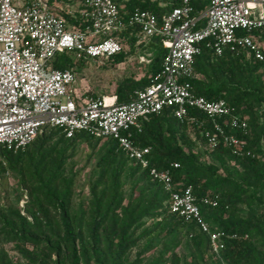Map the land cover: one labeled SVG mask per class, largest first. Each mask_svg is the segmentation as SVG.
Listing matches in <instances>:
<instances>
[{
  "label": "trees",
  "instance_id": "obj_1",
  "mask_svg": "<svg viewBox=\"0 0 264 264\" xmlns=\"http://www.w3.org/2000/svg\"><path fill=\"white\" fill-rule=\"evenodd\" d=\"M114 1L122 26L112 34L124 51L104 58L105 63L119 64L136 51L149 52L141 76L115 83L111 94L123 102L149 82L166 52L158 36L136 44L137 27L127 24L128 14L139 7L160 17L178 1ZM208 2L193 0L194 13H201ZM54 10L67 26L84 29L77 10ZM254 34L264 42V32ZM88 61L61 53L53 63L76 71ZM193 70L189 82L195 94L224 98L245 118L246 131L238 129L234 135L250 154H234L221 136L209 145L203 132L213 131L212 122L196 109L188 113L194 121L179 120L171 108L153 113L133 139L151 147L150 165L170 169L173 189L189 185L197 201L217 196L215 207L201 210L210 225L213 221L212 229L226 233L219 253L211 250L206 232L168 210L169 192L163 184L128 159L114 140L84 132L66 137L58 128L44 126L22 149L0 147V264H264V58H254L247 49H224L217 55L201 45ZM80 141L95 148V177L82 195L75 191L76 174L68 165ZM8 173L14 179L12 190L3 180ZM181 236L191 246L187 257L175 251Z\"/></svg>",
  "mask_w": 264,
  "mask_h": 264
},
{
  "label": "built area",
  "instance_id": "obj_2",
  "mask_svg": "<svg viewBox=\"0 0 264 264\" xmlns=\"http://www.w3.org/2000/svg\"><path fill=\"white\" fill-rule=\"evenodd\" d=\"M73 1L58 0L49 6L47 0L19 4L0 0V147L22 149L44 126L56 127L66 137L84 132L94 138H110L128 159L163 184L169 192L168 210L206 232L211 250L218 254L226 233L212 229L201 210L215 207L217 196H202L197 201L189 185L173 189L170 169L150 165L151 147L137 143L133 136L151 114L164 108H171L179 120L189 121L196 120L189 109H196L212 122L213 131L203 132L209 145L221 136L232 144L234 154H250L234 135L238 129L246 131L245 118L224 98L209 100L195 94L189 78L201 45L217 55L224 49H247L263 60L264 42L254 30L264 32V0H209L201 13H194L193 0H177L160 17L134 7L126 22L137 27L136 44L158 36L166 52L149 82L134 89L131 99L123 102H117L114 94H78L76 71L54 66L61 53L96 61L124 51L112 34L122 26L114 0ZM56 6L69 13L77 10L84 29L67 26L54 10ZM139 58L142 63L149 61L146 54ZM218 118H224L223 124Z\"/></svg>",
  "mask_w": 264,
  "mask_h": 264
},
{
  "label": "rangeland",
  "instance_id": "obj_3",
  "mask_svg": "<svg viewBox=\"0 0 264 264\" xmlns=\"http://www.w3.org/2000/svg\"><path fill=\"white\" fill-rule=\"evenodd\" d=\"M19 4V2H16ZM149 52L146 51L148 56ZM141 50L136 51L135 54L128 56L124 61L119 64H108L103 60L90 59L85 66L76 70V89L80 95H101L111 94L114 89L115 83L120 79L127 76H141L145 70L146 63L140 62L139 56L142 55ZM87 92V93H85ZM85 93V94H84ZM94 143L92 140L91 145ZM100 141L98 145H100ZM90 144L80 141L77 145L76 152L68 165H72L75 177V191H79V194L87 192L88 182L95 177L93 171L94 159L92 157L94 153L93 147ZM7 189H14V179L11 174H6L3 178ZM8 200V199H7ZM10 201V200H8ZM23 200L18 202V206L21 207ZM149 223V222H148ZM211 225L214 226L213 221ZM10 244H5V249H8L11 254H14L10 249ZM134 250L131 251V257L134 255ZM175 251L183 257H187L191 251V246L186 242L184 237L179 238V244L175 248Z\"/></svg>",
  "mask_w": 264,
  "mask_h": 264
},
{
  "label": "crops",
  "instance_id": "obj_4",
  "mask_svg": "<svg viewBox=\"0 0 264 264\" xmlns=\"http://www.w3.org/2000/svg\"><path fill=\"white\" fill-rule=\"evenodd\" d=\"M15 1H17V2L21 3V1H22V0H15Z\"/></svg>",
  "mask_w": 264,
  "mask_h": 264
}]
</instances>
